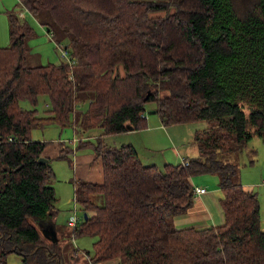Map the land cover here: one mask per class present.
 Listing matches in <instances>:
<instances>
[{"label":"trees","instance_id":"obj_1","mask_svg":"<svg viewBox=\"0 0 264 264\" xmlns=\"http://www.w3.org/2000/svg\"><path fill=\"white\" fill-rule=\"evenodd\" d=\"M21 4L74 64L30 63L35 29L9 14L0 46V264L14 252L22 264H66L64 245L47 238L59 213L52 158L39 161L49 142L32 138L49 125L82 135L75 148L61 142L59 159L92 150L102 161V182L74 187L87 216L70 238L97 237L93 264H264L258 193L233 182L238 163L223 159L264 140V0ZM150 102L165 125L207 122L188 166L146 165L132 144L106 141L146 129ZM202 174L219 176L224 223L178 229L173 220L192 207Z\"/></svg>","mask_w":264,"mask_h":264},{"label":"rangeland","instance_id":"obj_2","mask_svg":"<svg viewBox=\"0 0 264 264\" xmlns=\"http://www.w3.org/2000/svg\"><path fill=\"white\" fill-rule=\"evenodd\" d=\"M21 0H0V29L3 41L0 46L8 44L9 41V21L8 16L11 11L17 14H23L25 19L30 22V25L35 29L34 36L29 40V45L32 48L29 62L33 64H48L61 63L65 61L62 57L61 50L56 47L55 40L51 38L47 30L40 24L39 18L33 17L30 12L21 4ZM0 36V37H1ZM64 45V44H63ZM21 105L25 109H30L32 106L28 101H22ZM45 97L41 98V109L46 107ZM85 108V107H84ZM157 103L150 102L145 106L147 119L153 118V125L161 119L158 113L149 114L155 111ZM151 126L152 121L149 122ZM148 125V121H147ZM176 126L165 127L167 132L156 128L154 130L145 129L129 136L125 133L119 135L108 136L106 141L114 146H120L129 142L136 144L139 153L141 154L144 164H155L159 168H163L166 164H178L182 161V156L194 157L197 153V146L194 144V134L197 130H202L208 126L206 121L188 122L175 124ZM148 127V126H147ZM171 128V129H170ZM150 130V131H149ZM99 132V131H98ZM97 134V132L93 133ZM32 138L49 142V145L61 144V142L72 144L76 147V143L80 140L75 137L73 127L61 129L57 125H49L45 128H36L32 130ZM77 142L74 144V139ZM147 144L149 150L141 149V144ZM130 144V143H129ZM78 153H94L92 150H80ZM77 154V153H76ZM181 154V155H179ZM74 154L71 160L75 161ZM223 159L232 160L238 163V171L232 176L235 183H242L245 188L258 193V199L261 207V226L264 229V140L260 137H253L240 152L228 153L223 156ZM251 160H254L252 163ZM72 164V163H71ZM52 166L55 172L54 187L58 197L57 209L59 213L56 217V223L59 229L64 230L61 233V243L64 245V258L66 264H93L88 259V253L93 254L94 242L96 236H80L75 240L72 236L71 227L67 225V221L71 214V209L74 207V186L73 179L78 178L75 169L70 166L69 160L52 159ZM72 176L70 178V175ZM218 175L202 174L194 177V186L207 189L209 196L212 198L213 215L221 210L220 198L222 193L219 187ZM198 196V195H196ZM198 198V197H196ZM195 198V199H196ZM97 203H102V196L96 197ZM210 205V201H209ZM78 215L80 220L84 217V211L78 204ZM213 222L210 223L212 225ZM42 232L48 234V230L40 227ZM47 238H50L47 235ZM79 251L74 255V250ZM8 264H22L21 256L17 253H11L8 257Z\"/></svg>","mask_w":264,"mask_h":264},{"label":"crops","instance_id":"obj_3","mask_svg":"<svg viewBox=\"0 0 264 264\" xmlns=\"http://www.w3.org/2000/svg\"><path fill=\"white\" fill-rule=\"evenodd\" d=\"M12 12H15V11H11V13ZM1 31L2 30L0 29V36H1ZM2 41H3V37L1 36L0 37V43ZM152 113H156V112H149V114H152ZM146 115H147V113H146ZM146 121H148V127L146 129L154 130L156 128H159L160 130L163 129L164 132H167V129L165 128V127H167V125H165L163 123L162 118L160 120H158L159 121L158 123L155 122V124H156L155 126L153 125V118H151V117H149L148 119L146 118ZM150 121H152L151 126H149ZM169 126L174 127L176 125L173 124V125H169ZM143 130H145V129H143ZM143 130H129V131L125 132V134H127L129 136H133L136 133L143 131ZM197 131H195V133ZM117 135H119V134H117ZM76 136L80 138L82 135L78 136L75 134V137ZM96 136L97 135H93L92 137H96ZM88 137H90V136H88ZM194 137H195V134H194ZM76 142H77V138L74 139V144ZM129 143L132 144L139 153V150H138L136 144L134 143V141L129 142ZM129 143H126V144H129ZM141 149L149 150V147L145 143L144 145L141 144ZM60 150H61L60 144H53V145L47 146L43 152V156L48 157V158H52L53 160L59 159ZM78 152H77V154L76 153L74 154L73 159L75 161L71 160L69 162L70 166L73 169H75V173L79 174L78 178L73 179L74 180V181H72L73 186L75 187V181H78V180H83V181L92 182V183L93 182L94 183L102 182V180H103V168H102L101 159L97 158V156L94 153L93 154L92 153L83 154V153H78ZM197 153H198V149H197ZM179 155H181V154H179ZM139 156L142 160L140 153H139ZM196 156H194V157H196ZM181 158H183V156ZM184 158L190 160L193 157L184 156ZM142 162H143V160H142ZM149 165H151V164H149ZM71 177H73L72 173L70 175V178ZM218 179H219V177H218ZM193 184H194V178H193ZM53 185H54V182H53ZM209 201H210V205H209ZM79 205H80V203H79ZM220 208H221V206H220ZM71 211H72V209H71ZM212 212H213L212 198L209 196L207 189H205V192L194 200V203H193L192 207L189 209V211H187L186 213H183L181 215L175 216L173 223L176 226V228H178V229L189 228V227H206V226H210L211 222H213V224H212L213 226L222 225L224 223V216H223L222 208L219 212H217V214L213 215ZM261 219H262V217H261ZM68 221H69V219H68ZM68 221H67V225L70 226ZM79 221H80V218H79ZM49 225H50V231L52 234L50 238H52L54 241H59L61 238V233L64 234V230L62 228L59 229V227L57 226V223H56V218L54 219L53 222H49ZM70 227L72 230V226H70ZM53 229L56 231L55 235L52 233ZM262 230L264 232L263 228H262ZM88 259H89V256H88ZM117 262H118V260L115 259L112 261H107V262H102V263H97V264H117Z\"/></svg>","mask_w":264,"mask_h":264},{"label":"built area","instance_id":"obj_4","mask_svg":"<svg viewBox=\"0 0 264 264\" xmlns=\"http://www.w3.org/2000/svg\"><path fill=\"white\" fill-rule=\"evenodd\" d=\"M19 16L21 18H25L23 16V14H20ZM49 34H50L51 38L54 39L52 33H49ZM56 47L61 50V54H62V57L65 60V62H67L70 65L74 64L73 61L70 59L68 49L66 48L65 45H63V43H56ZM144 117H147L146 113H145ZM181 163L185 166H188L190 164V161L182 158ZM194 191H195V198H196V197H199L201 194H203L205 192V189L200 188V187H195ZM196 195H198V196H196ZM77 205H78V202L75 198L74 207L72 209V212H71V215H70L69 221H68L69 225L72 227H75L79 223V215H78Z\"/></svg>","mask_w":264,"mask_h":264},{"label":"water","instance_id":"obj_5","mask_svg":"<svg viewBox=\"0 0 264 264\" xmlns=\"http://www.w3.org/2000/svg\"><path fill=\"white\" fill-rule=\"evenodd\" d=\"M152 112H156V111H152ZM40 162H48V158H46L45 156H42L40 159H39ZM85 216H87L86 213H84ZM52 233L55 235L56 234V231L53 229Z\"/></svg>","mask_w":264,"mask_h":264}]
</instances>
